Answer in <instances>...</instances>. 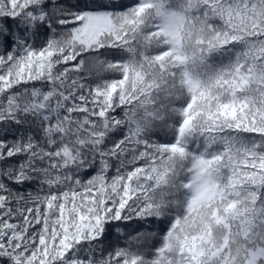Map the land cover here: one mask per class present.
<instances>
[{"label": "snow or ice", "instance_id": "obj_1", "mask_svg": "<svg viewBox=\"0 0 264 264\" xmlns=\"http://www.w3.org/2000/svg\"><path fill=\"white\" fill-rule=\"evenodd\" d=\"M0 264H264V0H0Z\"/></svg>", "mask_w": 264, "mask_h": 264}]
</instances>
